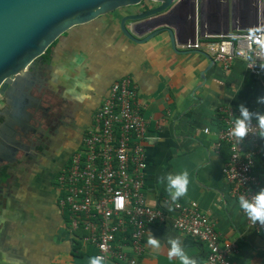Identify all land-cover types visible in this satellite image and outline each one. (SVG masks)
Masks as SVG:
<instances>
[{
    "label": "crops",
    "instance_id": "obj_1",
    "mask_svg": "<svg viewBox=\"0 0 264 264\" xmlns=\"http://www.w3.org/2000/svg\"><path fill=\"white\" fill-rule=\"evenodd\" d=\"M151 3L116 9L70 28L53 44L51 55L61 72L103 98L110 85L128 76L136 85L137 101L146 122L142 145L145 151V202L163 210L164 223L149 226L144 252L138 264H181L169 258L177 240L190 258L203 264L205 244L172 226L174 203L196 201L219 233L221 242H235L233 264H264V231L257 232L246 221L245 212L221 169L229 151L216 148V133L222 127L219 107L239 108L264 114V71L256 75L244 61L234 59L227 68L203 51L189 52L183 44L196 37L230 33L253 23L254 0H178L165 12L128 22L139 37L162 24L172 29L174 50L166 32L144 42L127 38L120 19L151 7ZM145 26L139 30L138 26ZM72 73V74H71ZM257 121L256 117H252ZM207 127L208 133L203 132ZM260 154L255 172L264 167V138L259 136ZM188 172L187 192L173 201L167 191L168 176ZM10 204V203H9ZM6 209L5 232L0 237V264H89L96 249L75 239L65 223L66 213L49 202H37L16 213V204ZM14 208V209H13ZM18 214V215H17ZM160 248L148 244L149 236ZM106 264H126L109 261Z\"/></svg>",
    "mask_w": 264,
    "mask_h": 264
},
{
    "label": "built area",
    "instance_id": "obj_2",
    "mask_svg": "<svg viewBox=\"0 0 264 264\" xmlns=\"http://www.w3.org/2000/svg\"><path fill=\"white\" fill-rule=\"evenodd\" d=\"M253 17L248 28L205 34L185 42L183 49L208 53L224 68L240 59L258 75L264 56V0H254ZM219 112L222 127L216 133L215 147L226 144L229 151L221 171L239 201L241 197L251 199L264 188V167L260 174L254 171L260 154L257 121L252 118L248 135L240 141L231 134L239 108L225 105ZM145 131L136 85L128 76L115 80L79 147L56 179L58 204L67 215L69 233L83 244L93 245L94 257H102V264H138L149 226L167 219L163 210L145 202ZM203 132L209 129L205 127ZM173 209L172 226L205 244L203 264H233L231 256L238 252L237 244L221 242L214 224L196 201L174 203ZM246 221L257 232L264 231V226L258 222L254 225L247 215Z\"/></svg>",
    "mask_w": 264,
    "mask_h": 264
},
{
    "label": "flooded vegetation",
    "instance_id": "obj_3",
    "mask_svg": "<svg viewBox=\"0 0 264 264\" xmlns=\"http://www.w3.org/2000/svg\"><path fill=\"white\" fill-rule=\"evenodd\" d=\"M34 67L37 73L27 81L22 96L27 121L9 127L8 118L0 115V141L8 151L5 157L0 155V200L9 210L11 203L16 204L18 214L33 203L49 202L61 215L57 176L79 147L103 97L91 93L69 71L61 72L51 54L39 58ZM0 109L12 112L1 94Z\"/></svg>",
    "mask_w": 264,
    "mask_h": 264
},
{
    "label": "water",
    "instance_id": "obj_4",
    "mask_svg": "<svg viewBox=\"0 0 264 264\" xmlns=\"http://www.w3.org/2000/svg\"><path fill=\"white\" fill-rule=\"evenodd\" d=\"M178 0H0V94L6 98L11 113L0 109L10 126L27 121L26 105L22 99L24 87L37 73L34 65L45 50L70 28L88 23L97 17L141 2L152 6L123 16L121 32L135 42H144L166 32L174 50L175 37L171 28L158 25L144 36H137L128 22L145 20L168 10ZM187 50L184 52H189ZM210 57L208 53H203ZM7 121H14L7 122ZM5 124V123H4ZM3 124H0V128ZM6 130V129H4ZM8 154L0 141V155ZM6 207L0 200V237L5 230Z\"/></svg>",
    "mask_w": 264,
    "mask_h": 264
},
{
    "label": "clouds",
    "instance_id": "obj_5",
    "mask_svg": "<svg viewBox=\"0 0 264 264\" xmlns=\"http://www.w3.org/2000/svg\"><path fill=\"white\" fill-rule=\"evenodd\" d=\"M260 59L262 62L259 63L258 66L261 71H264V56H262ZM255 66H257V64H255ZM257 100L264 101V98L257 97ZM239 110L240 116L234 119V127L231 131L232 136L237 138V140H244L250 131L252 117L255 116L257 119V126L260 130L258 135L261 138H264V114L259 111L249 112V110L243 104L239 105ZM168 181L169 183L167 184V191L173 201L186 194L187 184L189 182L187 171H184L175 177L169 174ZM239 203L241 209L251 219L254 225L258 222L261 226H264V188L252 196L251 199L241 197ZM168 242L172 245L168 252L170 259L178 258L181 264H198L196 259L190 258L185 250L179 246L177 240L169 238ZM148 244L153 248H160L159 240L154 239L152 235L149 236ZM102 261V257H92L90 258L89 264H102Z\"/></svg>",
    "mask_w": 264,
    "mask_h": 264
},
{
    "label": "trees",
    "instance_id": "obj_6",
    "mask_svg": "<svg viewBox=\"0 0 264 264\" xmlns=\"http://www.w3.org/2000/svg\"><path fill=\"white\" fill-rule=\"evenodd\" d=\"M55 42H53L46 50H45V52L43 53V55L42 56H45V57H50V54H51V48H52V46H53V44H54ZM255 169V168H254ZM255 171V170H254ZM256 173V172H255ZM65 218H67L66 216H65Z\"/></svg>",
    "mask_w": 264,
    "mask_h": 264
},
{
    "label": "rangeland",
    "instance_id": "obj_7",
    "mask_svg": "<svg viewBox=\"0 0 264 264\" xmlns=\"http://www.w3.org/2000/svg\"><path fill=\"white\" fill-rule=\"evenodd\" d=\"M65 223H66V220H65ZM66 225H67V223H66Z\"/></svg>",
    "mask_w": 264,
    "mask_h": 264
}]
</instances>
